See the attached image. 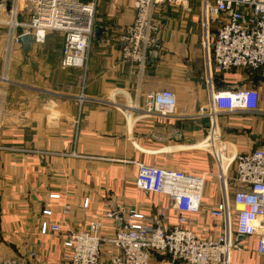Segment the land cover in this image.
<instances>
[{
	"label": "crops",
	"instance_id": "0c3cea01",
	"mask_svg": "<svg viewBox=\"0 0 264 264\" xmlns=\"http://www.w3.org/2000/svg\"><path fill=\"white\" fill-rule=\"evenodd\" d=\"M135 2L99 0L96 26L102 31L93 38L85 68L62 66L64 36L58 31L48 32L40 47L33 41L27 53L21 42V55L7 61L6 27L0 24V260L63 264L68 252L63 238L71 231L99 221L101 233L110 235L131 207L158 214L168 199L137 189L138 162L207 173L202 210L190 228L208 237L221 229L209 215L223 196L218 169L212 149L200 144L212 124L200 110L209 98L200 42L202 2L157 5L161 49L150 53L142 73L136 64L122 60L117 40L135 16ZM0 3L10 7L12 0ZM20 18L28 21L29 15L23 12ZM263 73L235 70L215 78L218 88H226L223 79L227 85L254 86L259 92L258 111L218 115L225 152L264 147V81L254 82ZM167 88L177 97L175 115L148 116L132 108L146 93ZM177 130L180 140L174 138ZM229 188L232 195L233 180ZM86 197L89 204L84 207ZM44 207L53 209L50 219L62 224V236L43 230L49 220L41 213ZM169 221L176 222L173 211ZM237 236L231 264L260 263L257 238ZM168 259L154 252L150 264Z\"/></svg>",
	"mask_w": 264,
	"mask_h": 264
},
{
	"label": "built area",
	"instance_id": "2783aa9c",
	"mask_svg": "<svg viewBox=\"0 0 264 264\" xmlns=\"http://www.w3.org/2000/svg\"><path fill=\"white\" fill-rule=\"evenodd\" d=\"M185 1L136 0L133 20L117 36L122 60L136 64L142 73L150 53L161 49L162 24L155 17V8ZM201 2V46L209 98L208 105L200 110L212 124L208 137L200 144L205 150L212 149L218 169L223 196L209 215L221 229L208 237L190 228L197 224L202 210L207 173L138 162L137 189L163 195L168 203L156 215L129 208L110 235L101 233L99 221H91L86 229L71 231L63 238L68 251L63 264H150L154 252L169 257L165 264H231V253L238 247L235 235L255 236L256 253L262 259L257 264H264V147L237 154L225 152L217 123L220 113L258 111L259 92L254 86L218 88L215 79L235 70H264V0ZM98 4L99 0H12L10 7L0 3L7 52L11 55L21 45L24 34H30L37 44L45 40L48 32L58 31L64 35L62 66L87 67ZM23 12L29 15L28 21L21 20ZM10 59L7 57V61ZM132 108L148 116L166 118L175 115L177 97L168 88L150 91L142 103L135 101ZM230 180L236 184L232 195ZM83 204L87 207L89 198ZM170 211L176 215L175 223L169 221ZM41 213L49 219L44 221L43 230L62 236V224L50 219L53 209L44 207ZM0 264L19 263L5 257Z\"/></svg>",
	"mask_w": 264,
	"mask_h": 264
},
{
	"label": "water",
	"instance_id": "95a60500",
	"mask_svg": "<svg viewBox=\"0 0 264 264\" xmlns=\"http://www.w3.org/2000/svg\"><path fill=\"white\" fill-rule=\"evenodd\" d=\"M101 31H102L101 30V27L96 26V28H95V35L96 36H99L100 33H101ZM21 41H22V44H23V51H24V53H27L28 51H30V49L32 47L33 37L30 34H24L22 36V38H21ZM156 52L157 51H152L151 52V56L157 54ZM258 80L264 81V73L262 75L256 76L254 78V82H257ZM221 83H222V85H225L229 89H233V90H236L237 89V87L234 86V85H227V84H225L223 82H221ZM181 137H182L181 132L179 130H177L176 133H175L174 138L176 140H180ZM243 237H244L243 235H239V236H237V239H241Z\"/></svg>",
	"mask_w": 264,
	"mask_h": 264
},
{
	"label": "rangeland",
	"instance_id": "374dc122",
	"mask_svg": "<svg viewBox=\"0 0 264 264\" xmlns=\"http://www.w3.org/2000/svg\"><path fill=\"white\" fill-rule=\"evenodd\" d=\"M48 34V33H47ZM47 34H46V37H47ZM62 34V33H61ZM63 35V34H62ZM64 36V35H63ZM46 37H45V39H46ZM201 39H202V32H201V35H200V42H201ZM45 41V40H44ZM43 41V42H44ZM7 42H8V40H7V38L5 37V39H4V48H3V53H4V57H15L16 55H21V49L19 48V47H16L15 49H14V51L11 53V55L7 52ZM42 42V43H43ZM42 43H37L36 45H37V47H40V45H42ZM40 44V45H39ZM51 44H52V42H51ZM201 48H202V46H201ZM40 51V50H39ZM47 52L49 53V55L50 54H54V52L52 51V50H48L47 49ZM44 53H46L45 51H44ZM204 57V56H203ZM205 80V79H204Z\"/></svg>",
	"mask_w": 264,
	"mask_h": 264
},
{
	"label": "trees",
	"instance_id": "16d2710c",
	"mask_svg": "<svg viewBox=\"0 0 264 264\" xmlns=\"http://www.w3.org/2000/svg\"><path fill=\"white\" fill-rule=\"evenodd\" d=\"M245 72H247L249 75H251V74H254L256 71H253V70L247 69V70H245Z\"/></svg>",
	"mask_w": 264,
	"mask_h": 264
}]
</instances>
